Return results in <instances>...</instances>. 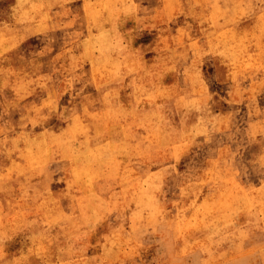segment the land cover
<instances>
[{
	"label": "clouds",
	"instance_id": "obj_1",
	"mask_svg": "<svg viewBox=\"0 0 264 264\" xmlns=\"http://www.w3.org/2000/svg\"><path fill=\"white\" fill-rule=\"evenodd\" d=\"M0 264H264V0H0Z\"/></svg>",
	"mask_w": 264,
	"mask_h": 264
}]
</instances>
